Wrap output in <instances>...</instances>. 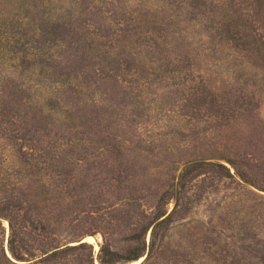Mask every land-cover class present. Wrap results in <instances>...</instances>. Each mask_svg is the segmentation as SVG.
<instances>
[{"label": "trees", "instance_id": "1", "mask_svg": "<svg viewBox=\"0 0 264 264\" xmlns=\"http://www.w3.org/2000/svg\"><path fill=\"white\" fill-rule=\"evenodd\" d=\"M54 1L56 12L40 19L38 33L22 44L8 41L1 49L7 69L0 76V139L7 142H1V149L7 146L9 159L4 160L20 169L22 183L8 189L10 198L0 207V264H128L142 257L140 264H202L193 247L181 244L192 237L189 233L195 227L193 221H181L191 206L184 200L185 193L200 167L213 165L231 176L229 168L205 162L213 156L181 155L183 137L174 136L182 133L179 126L173 127L171 151L155 155L169 184L168 198L159 199L154 212L132 204L139 209L137 232L121 239L125 249L115 250L105 242L94 252L92 244L83 241L77 203L71 200L76 184H84V129L98 135L91 130L95 113L105 105L117 110L115 91L121 89V80L126 82L124 90L139 92L137 97L153 105L148 109L154 112L152 117L166 120L175 114L178 118L174 102L166 104L165 95L152 99L138 88L161 83L156 79L182 69L186 70L182 76L191 78L190 71L202 69L201 76L215 74L220 82L205 86L204 74L201 86L188 94L200 106L184 110L186 117H195L207 103L204 110L221 117V123L209 126L225 130L252 112L259 115L256 101L264 88V0H252L247 13L242 12L240 0ZM116 2L123 7L113 8ZM128 2L131 7L125 6ZM208 11L213 15L210 21ZM49 21L51 32L46 29ZM220 57L225 64L218 71ZM159 60L156 69L161 74L150 80L133 77L138 67L150 69ZM131 63L132 70L124 67ZM226 64H231L230 73ZM137 104L140 109L135 103L127 105L133 119L146 111L142 101ZM160 107H165L162 115ZM220 107L226 109L221 114ZM217 136L218 131L209 139ZM234 156L214 157L247 181V171L258 167L246 161L243 170L235 160L241 158ZM250 185L264 191L263 186ZM170 201L174 204L167 214ZM260 219L264 226V214ZM213 254L208 251L205 257ZM222 256L224 264H239L235 254ZM244 261L249 264L250 259L246 256Z\"/></svg>", "mask_w": 264, "mask_h": 264}, {"label": "rangeland", "instance_id": "2", "mask_svg": "<svg viewBox=\"0 0 264 264\" xmlns=\"http://www.w3.org/2000/svg\"><path fill=\"white\" fill-rule=\"evenodd\" d=\"M184 1L186 3L187 0ZM239 4L242 12L246 13L253 5L252 0H240ZM57 6L58 2L54 0H0V76L7 73L5 56L1 49L8 45V41L16 40L22 44L27 38H31L34 32L38 33L36 31L40 19L51 18ZM125 6L131 7L132 4L128 2ZM112 7L123 6L116 2ZM206 16L208 21L213 17L210 11ZM46 29L48 32L52 31L51 21ZM221 61L220 57L218 71L221 70L219 67L225 64ZM160 63L159 60L155 65L150 64V69L138 67V73L133 77L141 80L153 79L162 72L156 69ZM133 65L125 64L124 67L132 70ZM182 67L180 65V68ZM225 67L230 68L231 64H226ZM197 70L190 71L193 72L191 78L182 76L186 72L182 69L172 76L157 77L156 80L161 83L155 82L152 86L138 88L140 92H148L152 99L165 95L166 104L174 102L172 108L175 113H179L178 118L175 114L166 120H159V115L158 118L152 117L154 112L148 109L153 105L145 104L144 98L142 100L137 97L139 92L124 90L126 82L121 80L124 82L121 89L115 91L117 110L111 111L105 105L102 111L95 113L91 130L98 132V135L93 136L84 129V184H76V193L71 200L77 203L76 217L81 218L79 227L84 231L83 241L92 244L94 252L105 242L111 244L115 250L125 249L126 244L121 239L137 232L136 218L139 217V209L133 205L138 204L140 209L154 212L158 200L168 198L165 192L168 191L169 184L163 180L162 161L155 155L171 151L169 138L173 127L179 126L182 136L175 134L174 138L183 137L181 155L186 153L187 157L192 158L213 156L205 162L221 163L229 168L231 175L213 165H204L200 167L202 171H199L198 175L192 176L184 197L191 206L186 212V218L181 221H193L195 227H192L189 233L192 237L188 238V241H181V244L188 248L193 247L197 261L202 264H224L223 254L229 257L235 254L239 264L245 262L246 256L250 259V262H247L249 264H264V226L260 219L264 214V200L260 199L261 196L264 197V191L250 185L264 187V88L263 93L260 91V96L257 97L258 102L256 101L259 115L252 112L237 120L232 128L215 131L209 124L221 123V117L206 112L204 108L207 103L202 105L200 113L193 118L186 117L183 113L187 108L197 109L200 106L191 101L188 94L198 85L201 86L199 82L204 74L205 86L220 84L219 77L214 76L215 74L204 73L201 76L203 70ZM232 70L230 68L229 73ZM141 101L146 111L141 112L136 119L129 117L126 112L127 105L135 103L140 109L137 102ZM160 108L162 115L165 113V107ZM225 110L220 107L218 113L221 114ZM93 115L94 113L91 116ZM160 122L165 124L160 125ZM259 125L262 127L258 128ZM202 128L208 129L203 131ZM217 131V140H210L209 137ZM1 142H7L0 139V207H3L10 198L8 189L18 187V184L22 183V172L17 167L12 168L10 163L7 165L4 160L9 159L7 146L1 149ZM220 154L239 156L241 159L235 160L243 170L247 166L244 163L246 161L258 168H248L246 177L249 179L244 181L235 174L231 165L215 159L214 156ZM181 168L180 166L177 169L176 176ZM249 192L256 196H251ZM173 204V201L167 204V214L172 210ZM2 226L6 235V221H2ZM87 237H91L88 238L91 241L86 240ZM149 237L148 234V240ZM208 251L214 253L209 259L205 257Z\"/></svg>", "mask_w": 264, "mask_h": 264}, {"label": "water", "instance_id": "3", "mask_svg": "<svg viewBox=\"0 0 264 264\" xmlns=\"http://www.w3.org/2000/svg\"><path fill=\"white\" fill-rule=\"evenodd\" d=\"M143 259H144V257H142V258H141V260H140V259H138V260H136V261H132V262H137V261H139V260H140V261L137 263V264H140V263L143 261ZM132 262H130V263H132ZM128 264H129V263H128Z\"/></svg>", "mask_w": 264, "mask_h": 264}, {"label": "bare ground", "instance_id": "4", "mask_svg": "<svg viewBox=\"0 0 264 264\" xmlns=\"http://www.w3.org/2000/svg\"><path fill=\"white\" fill-rule=\"evenodd\" d=\"M90 238H91V237H90ZM86 240L91 241V239H88V238H87ZM140 260H141V258H140ZM140 260H139V261H140ZM139 261H137V262H132V263H129V264H137Z\"/></svg>", "mask_w": 264, "mask_h": 264}]
</instances>
